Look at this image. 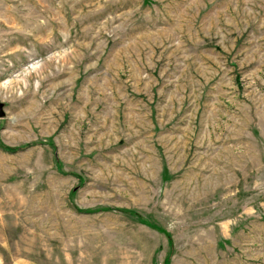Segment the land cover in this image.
I'll return each mask as SVG.
<instances>
[{"label": "rangeland", "instance_id": "1", "mask_svg": "<svg viewBox=\"0 0 264 264\" xmlns=\"http://www.w3.org/2000/svg\"><path fill=\"white\" fill-rule=\"evenodd\" d=\"M0 264H264V0H0Z\"/></svg>", "mask_w": 264, "mask_h": 264}, {"label": "water", "instance_id": "2", "mask_svg": "<svg viewBox=\"0 0 264 264\" xmlns=\"http://www.w3.org/2000/svg\"><path fill=\"white\" fill-rule=\"evenodd\" d=\"M5 114H6V112H5V105H4V103L2 101H0V118L1 117H4Z\"/></svg>", "mask_w": 264, "mask_h": 264}]
</instances>
